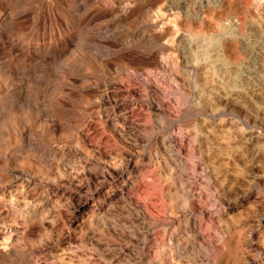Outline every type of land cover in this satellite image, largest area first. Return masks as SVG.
<instances>
[{
	"label": "rangeland",
	"instance_id": "374dc122",
	"mask_svg": "<svg viewBox=\"0 0 264 264\" xmlns=\"http://www.w3.org/2000/svg\"><path fill=\"white\" fill-rule=\"evenodd\" d=\"M193 1L0 0V264H264V0Z\"/></svg>",
	"mask_w": 264,
	"mask_h": 264
},
{
	"label": "bare ground",
	"instance_id": "6f19581e",
	"mask_svg": "<svg viewBox=\"0 0 264 264\" xmlns=\"http://www.w3.org/2000/svg\"><path fill=\"white\" fill-rule=\"evenodd\" d=\"M85 1V0H84ZM131 1V0H130ZM144 1V0H143ZM170 1V0H169ZM165 2V1H164ZM172 2H174V1H172ZM236 2H240V3H242V5L245 3V0H194L193 1V6L196 8V7H198L199 8V10H201L203 13H206V17H207V15H209V16H212V17H217V16H219L221 13H224V12H226V11H232L233 9H234V7L236 6ZM250 2H252V1H250ZM254 2V1H253ZM262 2L263 1H261V0H256V2L254 3V5L252 6L255 10H256V12L258 13V14H260V15H262L263 14V8H262ZM188 3V2H187ZM129 4V3H128ZM162 4H164V3H162ZM161 4V5H162ZM184 4V3H183ZM176 6V5H175ZM240 7V6H239ZM251 7V6H250ZM124 8V7H123ZM122 8V9H123ZM161 8V7H160ZM159 8V9H160ZM175 8H177V9H179L180 11L181 10H186V11H190V8L192 9V7L189 5V4H185L184 6L183 5H177ZM236 9V8H235ZM240 9V8H239ZM178 10V11H179ZM195 10V9H194ZM159 11H161V10H159ZM164 11V10H163ZM200 11V12H201ZM251 11V10H250ZM175 12V11H174ZM237 12H239V11H237ZM155 13H156V11H155ZM172 13V12H171ZM187 13V12H186ZM196 13V12H195ZM230 13H233V12H230ZM175 14V13H174ZM174 14H173V16L172 17H174ZM253 14V13H252ZM257 14V15H258ZM160 15V14H159ZM161 15H162V13H161ZM191 15V14H190ZM203 15V14H202ZM157 16V15H156ZM184 16V15H183ZM230 16V15H229ZM251 16H253V15H251ZM167 17H169V16H167ZM189 17V16H188ZM191 17V21H192V23H193V25L194 26H197L198 25V21L196 20V18L195 17H192V16H190ZM257 17V16H256ZM259 17V16H258ZM170 18V17H169ZM176 18V17H175ZM179 18V17H178ZM177 18V19H178ZM185 18V17H184ZM237 18H238V20H239V26H241V28H244L245 26H246V24L247 23H249V30H250V33H246V32H244V31H242L240 28V30H239V34H240V39L243 41V43H245L246 45H249V43H250V41H251V39L252 38H255V36H256V31H259V30H261V28L262 27H256L255 26V22L254 21H250L249 20V12H248V8H247V6L246 5H243L242 7H241V13H240V15L239 16H237ZM260 18H261V16H260ZM174 19V18H173ZM212 19V18H211ZM222 19V18H221ZM156 20V19H155ZM190 20H189V22H190ZM236 20V22H237V19H235ZM154 21V20H153ZM174 21V20H173ZM213 21V20H212ZM165 22V21H164ZM172 22V21H171ZM188 22V21H187ZM186 22V23H187ZM235 22V21H234ZM150 23V22H149ZM154 23V22H153ZM191 23V22H190ZM221 23V22H220ZM219 23V24H220ZM229 23V22H228ZM152 24V23H151ZM162 24H164V23H162ZM232 24V23H231ZM173 25V24H172ZM201 25H203V24H201ZM234 25V24H233ZM238 25V24H237ZM163 26V25H162ZM161 26V27H162ZM175 26V25H174ZM206 26V25H205ZM221 26V25H220ZM227 26H228V24H227ZM87 27H89L88 26V24H87ZM86 27V28H87ZM166 27H167V25H166ZM180 27V26H179ZM198 27V26H197ZM199 27H201V26H199ZM204 27V26H203ZM229 27V26H228ZM227 27V28H228ZM82 28V27H81ZM169 28H171V27H169ZM181 28V27H180ZM184 28V27H183ZM182 28V29H183ZM188 28V27H187ZM190 28V27H189ZM188 28V29H189ZM217 28H218V26H217ZM232 28H234V27H232ZM154 29V28H153ZM206 29V28H205ZM225 29V28H224ZM236 29V28H235ZM160 30V29H159ZM159 30H158V32H159ZM175 30H176V28H175ZM192 30V29H191ZM208 30H210V29H208ZM264 29L262 28V31H263ZM162 31V30H161ZM164 31V30H163ZM237 31V30H236ZM247 31H248V29H247ZM165 32V31H164ZM163 32V33H164ZM178 32H179V30H178ZM235 32V31H234ZM101 33V32H100ZM151 33V32H150ZM183 34H184V32H182ZM199 33V32H198ZM230 33V32H229ZM162 34V33H161ZM168 34V33H167ZM169 34H172V33H170L169 32ZM179 34V33H178ZM203 34V33H202ZM209 34V33H208ZM222 34V33H221ZM224 34V33H223ZM232 34V33H231ZM206 35V34H205ZM229 35V34H228ZM196 36V35H195ZM194 36V37H195ZM201 36V35H200ZM167 37V36H166ZM173 37H175V36H173ZM214 37V36H213ZM218 37V36H217ZM262 37V36H261ZM156 38V37H155ZM154 38V39H155ZM220 38V37H219ZM233 38H234V36H233ZM237 38V37H236ZM160 39V38H159ZM175 39V38H174ZM198 39V38H197ZM203 39V38H202ZM201 39V40H202ZM238 39V38H237ZM205 40V39H204ZM229 40V39H228ZM231 40V39H230ZM229 40V41H230ZM233 40V39H232ZM253 40V39H252ZM185 41V40H184ZM212 41V40H211ZM263 41H264V39H263ZM263 41H261V42H263ZM169 42V41H168ZM160 43V42H159ZM166 43V42H165ZM182 42H180V44H181ZM155 44V43H154ZM174 44V43H173ZM179 44V45H180ZM196 44V43H195ZM240 44H242V43H240ZM252 44V43H251ZM171 45V44H170ZM191 45V44H190ZM201 45V44H200ZM203 45V44H202ZM236 45V44H235ZM238 45V44H237ZM155 46H156V44H155ZM184 46H186V45H184ZM183 46V47H184ZM205 46V45H204ZM216 46V45H215ZM219 46V45H218ZM224 46H225V44H224ZM239 46V45H238ZM261 46V45H260ZM263 46V45H262ZM174 47V46H173ZM179 47V49H180V46H178ZM187 47V46H186ZM206 47V46H205ZM205 47H204V50H206L205 49ZM209 47V46H208ZM212 47V46H211ZM221 47V46H220ZM220 47H217V48H215V54L216 55H218L219 56V54H220V52H221V48ZM228 47H229V45H228ZM246 48H248V46H245ZM244 47V48H245ZM264 47V46H263ZM166 48V47H165ZM174 48H176V46L174 47ZM201 48V47H200ZM200 48H198V49H200ZM159 49V48H158ZM258 49H260V48H258ZM172 50V49H171ZM202 50H203V48H202ZM203 50V51H204ZM224 50V49H223ZM251 50L252 51H254L253 50V48H251ZM263 50V49H262ZM175 51V50H174ZM195 51V50H194ZM210 51V50H209ZM236 51V50H235ZM247 51V50H246ZM162 52V51H161ZM163 52H165V51H163ZM206 52V51H205ZM212 52V51H211ZM231 53H232V50L230 51ZM229 52V53H230ZM242 53H243V51H241ZM187 53H189V52H187ZM198 53H200V52H198ZM169 54V53H168ZM228 54V53H227ZM170 55V54H169ZM199 55V54H198ZM202 55V54H201ZM229 55V54H228ZM165 56H167V55H165ZM174 56V55H173ZM173 56H171V57H173ZM187 56V55H186ZM203 56V55H202ZM201 56V57H202ZM215 56V55H214ZM243 56V55H242ZM175 57V56H174ZM179 57H181V56H179ZM194 57V56H193ZM220 57V56H219ZM231 57V56H230ZM200 58V57H199ZM203 58V57H202ZM206 58H208L207 56H206ZM205 58V59H206ZM218 58V57H217ZM228 58V57H227ZM233 58V57H232ZM239 58V57H238ZM236 59V58H235ZM181 60V59H180ZM190 60H191V58H190ZM218 60V59H217ZM245 60V59H244ZM251 60V59H250ZM253 60V59H252ZM182 61V60H181ZM208 61H209V59H208ZM212 61V60H211ZM228 61V60H227ZM262 61V60H261ZM185 62V61H184ZM231 62V61H230ZM229 62V63H230ZM239 62V61H238ZM263 62V61H262ZM197 63V62H196ZM206 63V62H205ZM219 63V62H218ZM227 63V62H226ZM240 63V62H239ZM192 64V63H191ZM210 64V63H209ZM233 64V63H232ZM241 64H244V63H241ZM248 64V63H247ZM234 65H235V63H234ZM237 65V64H236ZM209 66V65H208ZM251 66V65H250ZM258 66V65H257ZM211 67V66H210ZM214 68V67H213ZM218 68V67H217ZM225 68V67H224ZM230 68V67H229ZM232 68V67H231ZM231 68H230V70H231ZM245 69V68H244ZM208 70H209V68H208ZM235 70V69H234ZM250 71V70H249ZM256 71V70H255ZM223 72V71H222ZM228 72V71H227ZM233 72V71H232ZM261 72V71H260ZM225 73V72H224ZM247 73H248V71H247ZM250 73V72H249ZM257 73V72H256ZM237 74V73H236ZM261 74V73H260ZM210 75V74H209ZM221 76H223V75H221ZM229 76V75H228ZM232 76H233V74H232ZM231 76V77H232ZM250 76H252V75H250ZM217 77V76H216ZM230 77V76H229ZM255 77V76H254ZM228 78V77H227ZM244 78V77H243ZM256 78V77H255ZM215 79V78H214ZM245 79V78H244ZM251 79V78H250ZM211 80V79H210ZM235 80H236V78H235ZM234 80V81H235ZM246 80H248V78L246 79ZM254 80V79H253ZM214 81V80H213ZM215 81H216V79H215ZM218 81V80H217ZM258 81V80H257ZM224 82V81H223ZM238 82V81H237ZM240 82V81H239ZM222 83V82H221ZM246 84H247V82H245ZM254 83V82H253ZM256 83V82H255ZM264 83V82H263ZM214 84V83H213ZM252 84V83H251ZM218 85V84H217ZM237 85V84H236ZM242 85V84H241ZM250 85V84H249ZM264 85V84H263ZM255 86V85H254ZM262 86V85H261ZM210 87V86H209ZM224 87V86H223ZM256 87V86H255ZM117 88V87H116ZM148 88V87H147ZM252 88V87H251ZM251 88H248V89H251ZM222 89V88H221ZM221 89H219V90H221ZM236 89V88H235ZM247 89V90H248ZM150 90V89H149ZM148 90V91H149ZM218 90V89H217ZM227 91V90H226ZM228 92V91H227ZM235 92V91H234ZM233 92V93H234ZM209 93V92H208ZM217 93V92H216ZM236 93V92H235ZM251 93V92H250ZM257 93V92H256ZM215 94V93H214ZM213 94V95H214ZM223 94H224V91H223ZM226 94V93H225ZM203 95V94H202ZM222 95V94H221ZM252 95V94H251ZM256 95V94H255ZM115 96V95H114ZM210 96V95H209ZM253 96V95H252ZM259 96V95H258ZM262 96V95H261ZM200 97V96H199ZM211 97V96H210ZM224 97V96H223ZM260 97V96H259ZM146 98V97H145ZM150 98V97H149ZM206 98V97H205ZM213 98V97H212ZM238 98V97H237ZM236 98V99H237ZM255 98V97H254ZM153 100H155L154 98H152ZM162 99V98H161ZM202 99V98H201ZM210 98H208V100H209ZM225 99V98H224ZM242 99H244V98H242ZM151 100V99H150ZM216 100V99H215ZM214 100V101H215ZM246 100V99H245ZM244 100V101H245ZM257 100V99H256ZM151 102V101H150ZM246 102V101H245ZM258 102V101H257ZM161 103V102H160ZM201 104V103H200ZM204 104V103H203ZM262 104V103H261ZM264 104V103H263ZM151 107H154L155 106V108H156V106L158 105L157 104V102L156 101H152V103H151ZM205 107V106H204ZM159 109V108H158ZM200 109V108H199ZM202 110V109H201ZM154 111V110H153ZM160 111V110H159ZM159 113V112H158ZM160 114H161V112H160ZM125 121V120H124ZM117 125V124H116ZM128 125V124H127ZM243 134V133H242ZM246 134V133H245ZM244 134V135H245ZM250 134V133H249ZM253 134V133H252ZM249 136V135H248ZM250 137V136H249ZM257 137V136H256ZM259 137V136H258ZM252 138V137H251ZM261 138V137H260ZM243 139V138H242ZM260 140V139H259ZM247 144V143H246ZM262 145V144H261ZM249 147H250V145H249ZM259 148H260V145H259ZM251 149H253V148H251ZM262 149V148H261ZM258 151H259V149H257ZM252 152V151H251ZM255 153V152H254ZM259 155V154H258ZM257 155V156H258ZM263 155V154H262ZM183 161V160H182ZM137 167V166H136ZM127 168V167H126ZM123 170V169H122ZM126 171V170H125ZM141 171V170H140ZM140 173V172H139ZM133 175V174H132ZM30 180V179H29ZM123 180V179H122ZM30 183V182H29ZM126 183V182H125ZM130 183V182H129ZM31 184V183H30ZM29 184V185H30ZM130 185V184H129ZM168 187V186H167ZM130 188V187H129ZM128 189V188H127ZM167 189V188H166ZM171 189V188H170ZM122 191V190H121ZM169 191V190H168ZM45 192V191H44ZM48 192V191H47ZM167 192V191H166ZM170 192V191H169ZM172 192V191H171ZM122 193V192H121ZM43 194H45V193H43ZM47 194V193H46ZM128 194V193H127ZM173 194V193H172ZM171 195V194H170ZM117 196V195H116ZM128 196V195H127ZM169 197V196H168ZM127 198V197H126ZM97 200V199H96ZM132 201H133V199H132ZM8 202V201H7ZM10 202V201H9ZM104 202V201H103ZM102 202V203H103ZM6 203V202H5ZM12 203V202H11ZM16 203V202H15ZM100 203V202H99ZM14 204V203H13ZM18 205V204H17ZM96 205V204H95ZM21 206V205H20ZM16 208H17V206H16ZM93 209V208H92ZM101 209V208H100ZM18 210V209H17ZM21 210V209H20ZM23 210V209H22ZM3 213V212H2ZM9 213V212H8ZM5 214V213H4ZM17 214V213H16ZM144 214V213H143ZM189 215V214H188ZM98 216V215H97ZM5 217V216H4ZM144 217V216H143ZM195 217V216H194ZM1 220V219H0ZM4 225V224H3ZM0 227H1V224H0ZM2 228V227H1ZM8 228V227H7ZM10 228V227H9ZM10 237H11V235H10ZM2 238V237H1ZM11 240V239H10ZM12 242V241H11ZM10 242V243H11ZM12 244V243H11ZM8 246V245H7ZM5 248V247H4ZM3 249V248H2ZM4 251V250H3ZM2 251V252H3Z\"/></svg>",
	"mask_w": 264,
	"mask_h": 264
}]
</instances>
